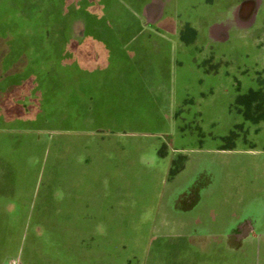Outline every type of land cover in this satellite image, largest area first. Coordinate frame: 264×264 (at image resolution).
<instances>
[{
  "label": "crops",
  "instance_id": "crops-1",
  "mask_svg": "<svg viewBox=\"0 0 264 264\" xmlns=\"http://www.w3.org/2000/svg\"><path fill=\"white\" fill-rule=\"evenodd\" d=\"M34 1L36 27L7 30L3 47L35 65L17 88L41 131L93 135L107 150L69 157L77 195L89 203L99 190L116 211L124 188L138 211L178 213L196 259L214 246L218 263L250 264L255 242L264 259V121L230 108L264 79V0ZM236 124L244 131L223 148ZM123 133L150 140L129 147Z\"/></svg>",
  "mask_w": 264,
  "mask_h": 264
},
{
  "label": "rangeland",
  "instance_id": "rangeland-1",
  "mask_svg": "<svg viewBox=\"0 0 264 264\" xmlns=\"http://www.w3.org/2000/svg\"><path fill=\"white\" fill-rule=\"evenodd\" d=\"M13 1L0 0V264H228L215 261L214 246L204 253L210 255L207 259L191 256L195 249H187L185 236L190 229L174 224L179 214L138 211L124 188L116 211L101 206L99 190L90 192L89 203L77 195L84 188L70 179L78 166L69 157L83 153L84 145L91 156L107 150L98 148L102 142L93 135L70 141L68 134L51 127L41 131L37 118L22 110L34 100L26 102L27 86L19 94L17 84L34 76L35 65L23 68L20 52L13 58L3 42L7 30L36 27L40 5ZM121 138L129 147L150 140L135 133ZM256 143L264 145V136ZM124 152L128 156L132 150ZM123 184L131 187V181ZM257 248L255 242L250 264H264Z\"/></svg>",
  "mask_w": 264,
  "mask_h": 264
},
{
  "label": "trees",
  "instance_id": "trees-1",
  "mask_svg": "<svg viewBox=\"0 0 264 264\" xmlns=\"http://www.w3.org/2000/svg\"><path fill=\"white\" fill-rule=\"evenodd\" d=\"M185 28H189V26ZM257 81V88L250 89L247 93H239L230 107L231 110H235L241 114L245 122H249L255 126L264 121V79L259 76ZM243 131V124H236L229 134L217 139L223 148H232ZM199 135L202 136L203 134L199 132ZM160 152L162 153V149ZM180 168V160H174L170 173L175 174Z\"/></svg>",
  "mask_w": 264,
  "mask_h": 264
}]
</instances>
